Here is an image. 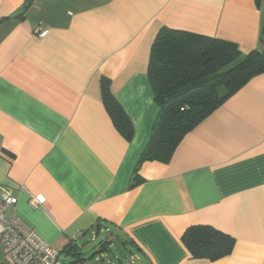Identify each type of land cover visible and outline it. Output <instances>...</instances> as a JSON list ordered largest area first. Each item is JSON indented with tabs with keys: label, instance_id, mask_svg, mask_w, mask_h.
Listing matches in <instances>:
<instances>
[{
	"label": "crops",
	"instance_id": "1",
	"mask_svg": "<svg viewBox=\"0 0 264 264\" xmlns=\"http://www.w3.org/2000/svg\"><path fill=\"white\" fill-rule=\"evenodd\" d=\"M26 1L0 0V196L16 197L18 215L61 254L96 231L139 264H264V74L168 164L138 169L160 111L148 75L160 29L249 54L261 47L264 0H33L24 12ZM104 77L131 141L103 103ZM37 196L45 203L33 207ZM197 225L232 236V252L194 258L182 236Z\"/></svg>",
	"mask_w": 264,
	"mask_h": 264
},
{
	"label": "trees",
	"instance_id": "2",
	"mask_svg": "<svg viewBox=\"0 0 264 264\" xmlns=\"http://www.w3.org/2000/svg\"><path fill=\"white\" fill-rule=\"evenodd\" d=\"M32 2H25L24 12ZM262 74L264 22L261 47L249 54H243L237 44L226 40L162 27L153 43L148 67L160 111L138 169L147 161L168 164L190 131ZM101 88L115 128L131 141L133 126L112 94L110 79L102 78ZM182 241L194 258L212 261L229 255L235 245L232 236L208 225L189 227ZM68 251L71 256L81 255L78 246L69 245L65 253Z\"/></svg>",
	"mask_w": 264,
	"mask_h": 264
},
{
	"label": "built area",
	"instance_id": "3",
	"mask_svg": "<svg viewBox=\"0 0 264 264\" xmlns=\"http://www.w3.org/2000/svg\"><path fill=\"white\" fill-rule=\"evenodd\" d=\"M45 32L44 27L34 29L38 38ZM44 203L42 196L30 200L33 207ZM17 204L18 199L10 194L0 196V264H64L61 253L18 215ZM8 210L11 213L7 215Z\"/></svg>",
	"mask_w": 264,
	"mask_h": 264
},
{
	"label": "rangeland",
	"instance_id": "4",
	"mask_svg": "<svg viewBox=\"0 0 264 264\" xmlns=\"http://www.w3.org/2000/svg\"><path fill=\"white\" fill-rule=\"evenodd\" d=\"M112 238L108 232H90L77 243L81 255L67 257L65 264H139L138 260L132 257V250L118 243L116 237ZM65 257L66 253L61 254V261Z\"/></svg>",
	"mask_w": 264,
	"mask_h": 264
},
{
	"label": "water",
	"instance_id": "5",
	"mask_svg": "<svg viewBox=\"0 0 264 264\" xmlns=\"http://www.w3.org/2000/svg\"><path fill=\"white\" fill-rule=\"evenodd\" d=\"M69 256H71V253H70V251H68V252L66 253V258L63 260V263H65V262H66V260H67V257H69Z\"/></svg>",
	"mask_w": 264,
	"mask_h": 264
}]
</instances>
